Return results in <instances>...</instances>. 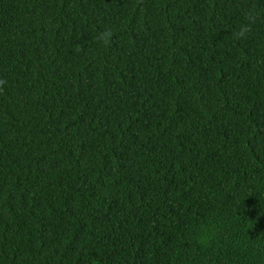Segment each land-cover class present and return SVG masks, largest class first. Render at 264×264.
Here are the masks:
<instances>
[{
    "label": "trees",
    "instance_id": "trees-1",
    "mask_svg": "<svg viewBox=\"0 0 264 264\" xmlns=\"http://www.w3.org/2000/svg\"><path fill=\"white\" fill-rule=\"evenodd\" d=\"M0 264H264V0H0Z\"/></svg>",
    "mask_w": 264,
    "mask_h": 264
},
{
    "label": "clouds",
    "instance_id": "clouds-1",
    "mask_svg": "<svg viewBox=\"0 0 264 264\" xmlns=\"http://www.w3.org/2000/svg\"><path fill=\"white\" fill-rule=\"evenodd\" d=\"M108 36H109V38H110V36H111V33H108Z\"/></svg>",
    "mask_w": 264,
    "mask_h": 264
}]
</instances>
